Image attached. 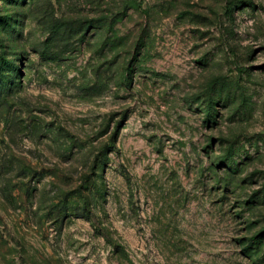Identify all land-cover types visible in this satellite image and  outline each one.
<instances>
[{
	"label": "rangeland",
	"instance_id": "rangeland-1",
	"mask_svg": "<svg viewBox=\"0 0 264 264\" xmlns=\"http://www.w3.org/2000/svg\"><path fill=\"white\" fill-rule=\"evenodd\" d=\"M0 264H264V0H0Z\"/></svg>",
	"mask_w": 264,
	"mask_h": 264
}]
</instances>
